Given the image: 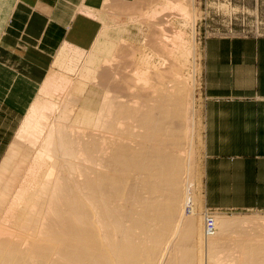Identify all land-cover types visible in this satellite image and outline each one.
Listing matches in <instances>:
<instances>
[{
    "label": "rangeland",
    "instance_id": "obj_1",
    "mask_svg": "<svg viewBox=\"0 0 264 264\" xmlns=\"http://www.w3.org/2000/svg\"><path fill=\"white\" fill-rule=\"evenodd\" d=\"M219 1L223 3L220 6L218 0H133L132 2H126L124 4L125 7L124 8L122 7L123 10L120 9L111 10V13H109V15L102 20L101 30L98 33L94 41V44L91 46V48H89L88 50H80L69 46H62L59 49L58 53L56 54L52 62V66L47 76L44 79V82L38 89L36 96L34 97L31 105L29 106L25 118L23 119L17 132L13 136L7 148V151L3 156V159L0 162V189L3 190L5 186L8 187V189L6 188L7 189L6 196L12 190V192H10V195L6 197L8 199L5 198L3 199L2 202L0 199L1 230H3L4 228V230H9L10 233H12L13 235L15 234L14 237L11 236L9 237L8 235L6 236V238L8 237V239H12V240L18 238L16 240L18 242H20L21 240L18 237L20 233L19 232L20 229L18 228L17 230H15L14 228L17 227H15L14 224L17 221L16 220L17 217L21 216L19 214L23 213L24 198H27L28 195L27 193L31 195L34 192V190H36V188L34 189V187H36L35 186L36 181L32 179L30 175L32 169L33 171L36 170V172L40 173L41 170H43V168H45V166L49 164L48 162L49 159L48 158L46 159V157H44L47 153L49 154V152H47L48 150L45 151L47 148L46 149L42 148L43 146L42 143H44L43 141L45 140L44 138L46 137V134L52 131L51 128L54 131L55 125L56 127L69 126L71 128V129L69 128V130L72 133L74 132V135H76L77 137L84 134L86 136L84 138L88 143V147L89 148L91 147L92 149V146H94L92 149L94 151L93 155L96 154L95 158L97 156L98 159L100 158V156L102 157L104 151L106 152V149L111 150V148L109 147H111V144H113V142L117 141L116 138H114L116 137V134L117 137L123 134L122 132H120L118 128L117 130H119L120 132L119 136L117 130L116 131L112 130L113 132L109 133L110 128L108 130V126L106 125L108 123L109 124L114 123L115 121L112 122L113 115L107 113V108L105 107V104L116 103L115 105L118 104L119 107V105L121 104L123 105L125 102V104L129 103V107L130 106L132 107L134 103L132 105L130 104L134 101H137V99L140 97L139 93L137 92L134 93V92L137 89L139 90L140 87H141L140 89L143 90V86H144L143 91L147 92V90L149 89L151 92H153L154 90H152L153 89L152 83L154 82L152 80L154 79L151 78L157 77V75L154 76L152 75L161 74L163 72V74L166 75L163 76L166 77L165 83L167 87L169 85H171L170 87H175V86L178 87V83H179V87L181 86L180 87L181 91H183L185 95L183 96L185 97L183 100L185 101V104L187 103L184 106L188 105L186 108L183 107L184 108L183 111L188 110V112L185 111L186 113L183 112L185 114L184 116L185 121L183 120V117L181 118L177 116V118L179 119L178 120L176 119L175 121H178L179 123L175 122L173 124H169V126L174 125V127H176L175 126L176 123L179 124L177 128L178 127L182 128L180 134L184 132L183 134L184 136L181 134L182 137L180 136V139H183V142H185L184 138L187 139L186 140L187 143L186 145H184L185 143H183L184 148L182 147V145H178L180 147L179 148L180 150L178 149L175 150L176 147H173L174 149L170 148L168 150L169 151L173 150L172 155L174 156L179 155L178 157L181 158L183 157L182 159L178 157L175 158H177L179 161L182 160V163L181 162L180 163L182 166L184 165L182 170H183V174L185 175L184 176L185 183L182 188L183 190L181 191L183 193H181L182 199H180L182 203L181 205L182 211L180 209V212H182L181 221L185 222L182 220L185 217L188 220L186 223H189L188 225H190L189 226L190 230L188 231L189 232L191 231L190 232L191 241H192L191 254L192 257H194L192 259L193 263L192 261L191 263L192 264H214V263L236 264L234 263V261L235 260H236L235 262L238 261L237 259H239L238 257L240 256L238 252L240 250L238 251L237 249L235 250L232 249L233 246L237 247L238 245H241L242 240L244 239L245 236H246L245 241H247V239L250 240V238L252 239L255 236H259L260 238L264 239L263 236L264 220L263 219L256 220L258 218L264 217V212H249V211H241V210H234V211L218 210L219 212H217V209L215 208H211L209 206L208 207L211 210L207 208L203 200L202 106H203L204 44L206 40L211 37H232V36L243 37V36L254 35L256 31L261 32V30L264 29V0H219ZM228 5H232V6H228ZM124 54H126L125 57L122 56ZM147 71L149 72L147 73ZM146 73L147 76L145 77ZM124 74H126V76L128 78L130 77L129 79H131L129 80L130 83L132 84L130 85L129 83L130 85L129 88L133 92V94L131 92L132 94L131 96H129L130 91H127L128 90L127 87H126V91L124 90L125 92L120 89L122 88L121 85L124 84V79H127L125 78L126 76ZM148 75L152 76L150 78L152 82L150 81L149 78H147L149 77ZM143 77L144 79H142ZM116 81L118 83L121 81L118 86H117L118 83ZM113 85L115 86V88L113 87ZM110 86L113 87L111 90L115 89L114 90L115 92L114 91L111 92V90H109ZM134 86H136L137 88L134 89L135 88ZM116 87L117 88L119 87V89L122 92L119 91V89H117ZM150 87H152V89ZM179 87L178 89L180 92ZM107 91L108 92L110 91L111 93L114 92L113 94L115 95L110 93V96H108L109 99L113 98L114 100L113 99L109 100L105 98L106 96L104 95H106ZM183 92L181 93L183 94ZM123 93H125L126 95ZM123 96L126 97L123 98ZM131 98L133 99V101L131 100ZM129 99L130 101L128 102ZM105 100L109 102H106ZM118 100L120 102L121 101L123 102L124 100V102L123 103L121 102L119 104L117 103ZM152 100L154 101V99ZM139 101H141L142 103H140ZM138 103L142 104L140 105L141 107L145 106L144 105L145 102L143 103V100H141V98L138 99ZM138 103L136 102L137 105ZM157 104H159V101H157ZM127 105L128 104H126V106ZM133 107L135 106L133 105ZM146 107H144V109H146ZM158 107H160V105ZM116 108L117 106L114 109ZM133 110H137V107L134 108ZM41 113L44 114V116L47 118V120H45V123H47L46 125L48 126L43 131V134L34 130L33 126L32 127L30 126L35 121L30 118L35 116L34 119H39V117L42 115ZM108 116L111 117L112 119L110 121L108 120V123L106 122L105 125L104 121L105 120L107 121L106 118ZM126 121L132 122L133 120L129 121L126 119ZM171 122H174V120H171ZM181 122H182V126H181ZM102 124L106 127L105 130ZM133 124L131 123L130 126L131 128L129 130L134 129L135 127L136 133L132 131V135L141 134V132L143 131L137 128L138 124L137 123L134 124V125L137 124L136 125L137 127L133 126ZM94 127L97 128L94 129ZM177 128L176 130L179 129ZM122 129L127 131L125 127H123ZM69 130H67L66 133H68ZM114 131L117 133L115 134ZM126 131L124 132L127 133ZM139 131L141 132L138 133ZM130 133L131 131L128 134ZM108 137H110L111 139ZM103 138L105 139V141ZM102 140H103L102 143L107 142L108 144H110L109 147H107L108 145L107 143H105V145L104 144L102 145L101 144ZM111 140L113 142H111ZM90 141L92 142L90 143ZM108 141H110L111 143ZM98 144L100 147L98 146ZM114 144L112 145V147L114 146ZM132 145L134 146V144ZM101 147H103L102 148L104 149L103 151L102 150L100 151ZM49 148L51 149L50 152H52L53 147L51 146ZM169 151H167L168 154L171 153V152L169 153ZM101 152H103V154ZM112 152L113 149L111 150V152L107 151L106 153L111 155ZM42 153L45 154L43 155ZM95 158L92 160L94 161L93 163H90L92 161L89 162V166L91 165V167L89 168L91 169L93 168L98 173L99 171L101 172V170H103L102 169L103 163L100 164V162H102L101 158L99 159L100 162L98 163L97 161H95L97 160ZM183 159L184 162L186 163L183 162ZM75 163L78 165L81 164L82 158L78 156L77 159H75ZM7 164H9V166ZM82 164L79 166L80 167H83L84 165L88 166L87 163L85 164L82 163ZM97 164H100L101 167H99V165L97 166ZM5 166L8 167L5 168ZM11 169L12 171H15L16 169L18 170L14 173L11 171ZM105 170L107 169L105 168ZM92 171L93 170H91L90 172ZM11 172L12 175L14 174L16 176L14 177L15 179L12 178L13 176H11L10 174ZM77 176L78 175L76 176L74 175V178ZM79 176L76 178V180L79 178ZM135 177L136 179L138 178L137 179L138 181L139 176H135ZM81 179H83V177L77 181L80 182ZM11 181L15 183H12ZM20 192L22 193L24 192L25 194L23 200H21L22 198H20L19 195ZM183 215L185 216L183 217ZM187 215L189 218L187 217ZM206 215H210V216H206ZM206 217H209L211 220L213 219L214 222H215L214 219H216V221L218 222L221 219L222 221L221 224L226 223V219L227 221L237 220L238 222H240L241 220L242 223L245 221V218H249L253 220V222H251L248 219V222H244V223H247L249 225L246 224L247 225L246 226L245 224H242L240 228L245 225V227H243L244 230L243 231L241 230V232L240 230L239 231L236 230V232L238 231L237 233L234 232L236 227H234L233 231H232L233 227L232 228L230 227L231 228L230 231H225V230L222 231L223 229L221 228V226H219L221 229H219L218 227L217 229L219 230H216L215 227L218 226V222L217 224L216 222L215 224L212 222L213 225L212 227H214L215 230L213 228L211 229L212 230L211 231V230H207ZM8 220H10L11 222ZM125 220L126 222L128 221V219H124V221ZM188 225L185 224V227L186 226L188 227ZM187 227L186 230L188 229ZM225 228L227 227L225 226ZM220 230L222 232H220ZM213 231L215 232L213 233ZM242 232H244V237ZM217 237L219 238L221 245L220 244L215 245L217 243L214 244L213 242L214 240H211V239H216ZM250 242L251 240L248 241L249 244ZM212 244H214L215 247ZM25 248L23 247V249ZM166 249L167 248H165L164 250ZM33 255H37V253L34 252ZM212 259L214 260V262H212ZM160 261L162 263L161 258L157 260L156 263L160 264ZM35 264H38V259H37V263Z\"/></svg>",
    "mask_w": 264,
    "mask_h": 264
},
{
    "label": "bare ground",
    "instance_id": "obj_2",
    "mask_svg": "<svg viewBox=\"0 0 264 264\" xmlns=\"http://www.w3.org/2000/svg\"><path fill=\"white\" fill-rule=\"evenodd\" d=\"M125 55L126 54L122 56L125 57ZM148 72L149 71H147V73ZM147 73L145 77L147 76ZM161 74L152 75H157V77H152L150 74L148 75L149 77H147L149 79L151 77V79H154L152 80L154 82L152 83L153 89L150 87L154 90L153 92L149 89L147 92L143 91L144 84L142 85L143 90L140 89L141 87H138L141 91L137 89L134 92L140 94H138L140 96L139 98L143 100V103L145 102V106H140L142 104L138 103L139 98L137 96V101L130 104L132 105L134 103L133 105L135 107L132 105L133 108L131 106V108L129 107V103H126L128 104L126 106L124 100L123 102L125 106L124 104H121L118 107V104L115 105L116 103L105 104L107 113L113 115V119L109 116L106 118L107 121H104L105 125L106 122L108 123V120L110 121L112 119V122L115 121V124L108 123L109 125H106L108 126V130L109 128L111 130H109V133L113 132L112 130L116 131L118 128L123 134L121 133L122 135H120L119 130H117L118 136L120 135L119 138L117 137V132L114 131L116 134V137L114 138H116L117 141L115 140L116 142H113L112 140L114 138L111 140L113 144L115 143L113 147V144L109 147L110 144L105 142L108 144L107 147L111 148V150L113 149V152L111 153L112 156L106 153L107 151L111 152L110 149H106L104 154L101 152L103 154H101L102 157L100 156L102 162H100V158L97 159V156L95 158L96 154L93 155L94 151L92 149L94 146H92V149L91 147H88V143L84 138L86 136L83 133H81L83 135L80 134L81 136L77 137L74 135V132L72 133L69 130V126L56 127L55 125L54 131L51 128L52 131L46 134V137L44 138L45 140L43 141L44 143H42V148H47L45 151L48 150L47 152H49V154L47 153L44 156L46 159H49V164L46 165L45 168L42 167L43 170H41V174L32 169L30 175L32 179L36 181V187H34L36 190H34L31 195L27 193V198H24L23 213L21 214L19 212V215L21 216L16 215L18 216L16 219L17 221L15 224L13 223L14 226L17 227L14 228L15 230L18 228L20 229V233L18 232V237L21 239L20 242L16 241L18 238H13L15 240L8 239V237L6 238L8 235L9 237H14L15 234L13 235L9 230H4V228L3 231L0 227V264H35L37 263V259L38 264H158L156 262L160 258L162 260V263L160 261V264L193 263L192 259L194 257H192L191 254V231H188L190 230V225H188L189 223H186L188 220L184 217L185 215H183L184 219H182L185 222L181 221L182 212H180L182 205L180 199H182L181 193H183L181 191L183 190L182 188L185 183V175L182 170L184 165H181L182 160L179 161L175 158L179 155L174 156L172 155L173 150H168L170 148L174 149L173 147H176L175 150H180L178 145H182L184 148L183 143H185L184 145L187 143V139L184 138L185 142H183V139H180L181 134L183 135L184 132L180 134L182 128L178 127L180 130L177 128L179 122L175 120L179 119L177 116L181 118L183 117V120L185 119V114L183 112H188V110H183L188 105L184 106L187 103L185 104V101L183 100L185 98L183 96L185 95L184 92L181 91L179 83L178 87L180 88V92L176 86L170 87L171 85H169L167 87L165 83L166 77H164L166 75H164L163 72ZM124 75L126 76V74ZM125 78L127 79H124V84L121 85L122 88L120 89L126 91L127 87V91H130V95H128L131 96L133 94L129 88L130 85H132L129 81L131 79L127 76ZM142 79H144V77ZM120 82H117V86ZM113 87L115 88L114 85ZM113 87L110 86L109 90ZM119 87L116 88L119 89ZM134 87V89L137 88L136 86ZM120 89L119 91H121ZM114 90H111V92ZM111 92L107 91L106 95H104L106 96V99H109L108 96H110ZM181 92H183V94ZM124 97L126 96H123V98ZM132 98L131 100L133 101ZM152 99H154V101ZM105 101L109 102L107 100ZM129 101L130 99L128 102ZM157 101H159V104H157ZM121 102L118 100L117 103L120 104ZM139 102L142 103L141 101ZM159 105L160 107H158ZM116 106L118 109H114ZM136 107L137 110H133ZM144 107H146V109H144ZM34 117L30 118L35 120L30 126H33L34 130L43 134V131L48 127L46 125L47 123H45L47 118L44 114H42L39 119H34ZM126 119L129 121L133 120L134 124H138H136L138 127L133 124V121L127 122ZM171 120H174V122H171ZM175 122H178L175 125L176 127H174V125L169 126V124ZM131 123L143 132L139 131L138 133L141 132V134H134L136 133L135 127V130H129L131 128ZM120 127H125L127 131ZM96 128L94 127V129ZM103 128L105 130L106 127L104 126ZM67 130H69L68 133H66ZM130 131L131 133L128 134ZM132 131H134V135H132ZM91 142L92 141H90V143ZM102 142L103 140L101 141V144L105 145V143ZM132 144H134V146ZM51 146L53 147L52 152H50L51 149L49 148ZM103 147L100 148V151L104 150L102 149ZM166 149L171 153L168 154ZM78 156L82 158V163H87L88 166L84 165L83 167H80L79 165L82 163L79 165L76 164L75 159H77ZM93 156L97 159L95 160L97 163H103L102 169L105 170L106 168L108 171H103L99 168L101 172L99 171L97 173L93 168H89L91 167V165L89 166V162L94 159ZM178 158L182 159L183 157ZM93 162L94 161L90 163ZM100 164H97V166L99 165V167H101ZM7 165L9 166V164ZM7 167L5 166V168ZM90 169L93 171L90 172ZM17 170L18 169L12 172L15 173ZM12 172L10 173L11 176H13L12 178L16 177L14 174L12 175ZM93 172L96 173L94 174ZM74 175L81 176H79L77 180H80L82 177L83 179L78 182L76 180L78 176L74 178ZM135 176H139L138 181V178L136 179ZM6 188L8 189L6 186L3 190L0 189L1 202L10 195V192H12L11 190L6 196ZM19 195L20 198H22L21 200H23V197L25 196L24 192H20ZM124 219H128V221L126 222ZM214 220L217 224L218 221H216V219ZM212 222L215 224L213 219L211 220L209 217H206L207 230L214 228L212 227ZM219 222L218 226L214 225L217 226L215 227L216 230L222 228V231H230L233 227V231L234 227H236L234 232H236V230H240V232L241 230L243 231V227L247 224L244 223L245 221L241 223V220L238 222L237 220L227 221L226 219V223L221 224L222 221L220 219ZM185 224L188 225V227L186 226L188 228L187 230ZM242 224L245 225L241 227V229L240 226H242ZM219 226H221V228ZM225 226L228 229L225 228ZM218 227L219 229H217ZM222 231L220 230V232ZM214 232L215 231H213V233ZM242 233L244 237V232ZM255 237V239L250 238L251 242L249 244L248 241L250 240L247 239V241H245V236L244 239L241 238L244 240H242L241 245H238L237 247L233 246L232 249L241 251H237L240 256H237L239 259H237V262H235V260L234 263L249 264L250 262V264H264V262H262L264 261L262 260L264 259V239L259 236ZM211 240H214V244L217 243L215 245H221L218 237ZM22 246L26 248L23 249ZM165 248L167 249L164 250ZM34 252H36L37 255H33ZM212 262H214L213 259Z\"/></svg>",
    "mask_w": 264,
    "mask_h": 264
},
{
    "label": "crops",
    "instance_id": "obj_3",
    "mask_svg": "<svg viewBox=\"0 0 264 264\" xmlns=\"http://www.w3.org/2000/svg\"><path fill=\"white\" fill-rule=\"evenodd\" d=\"M132 1L0 0V162L59 49L88 50ZM202 110L204 204L264 212V35L206 40Z\"/></svg>",
    "mask_w": 264,
    "mask_h": 264
},
{
    "label": "built area",
    "instance_id": "obj_4",
    "mask_svg": "<svg viewBox=\"0 0 264 264\" xmlns=\"http://www.w3.org/2000/svg\"><path fill=\"white\" fill-rule=\"evenodd\" d=\"M254 35H256V36H262V35H264V29H262L261 32L260 31H256V33Z\"/></svg>",
    "mask_w": 264,
    "mask_h": 264
}]
</instances>
